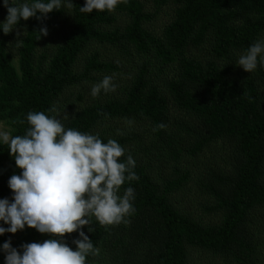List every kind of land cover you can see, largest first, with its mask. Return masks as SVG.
Masks as SVG:
<instances>
[{
  "label": "trees",
  "instance_id": "1",
  "mask_svg": "<svg viewBox=\"0 0 264 264\" xmlns=\"http://www.w3.org/2000/svg\"><path fill=\"white\" fill-rule=\"evenodd\" d=\"M67 2L73 7L21 18L8 34L0 29V120L11 135H23L27 114L44 112L66 130L116 140L125 149L120 161L135 160L131 170L139 179L119 190L122 196L134 189L135 211L108 226L92 217L93 232L83 226L99 249L86 264H193L192 251L264 264V63L258 57L250 73L235 64L264 40V0H151V8L126 0L114 11L91 13L79 10L86 0ZM163 8L172 13L157 29L153 22ZM1 9L3 22V0ZM59 22L64 31L37 40L40 28ZM100 47L119 58L104 57ZM122 64L131 78L119 95L75 108L70 87L100 82ZM220 150L226 157L212 160ZM21 171L0 142V198L13 200L8 180ZM9 238L0 235V246ZM50 238L26 225L10 239L22 253L21 244ZM79 238L77 231L63 239L75 250Z\"/></svg>",
  "mask_w": 264,
  "mask_h": 264
},
{
  "label": "clouds",
  "instance_id": "2",
  "mask_svg": "<svg viewBox=\"0 0 264 264\" xmlns=\"http://www.w3.org/2000/svg\"><path fill=\"white\" fill-rule=\"evenodd\" d=\"M121 2L126 0H86L79 10L82 13H91L94 9L111 12ZM3 3L8 12L6 19L0 22L4 34L10 33L21 18L28 20L35 16L39 20L62 6L73 7L71 2L62 4V0L20 4L3 0ZM37 12L42 15L37 16ZM38 32L37 40L48 34L46 27ZM20 35L16 33L17 38ZM21 44L22 41L17 40V46ZM258 57L264 63V40L250 45L235 64L250 73L257 68ZM115 88L112 77L104 76L91 87V95L95 98L101 90L107 93ZM27 122L29 127L23 135L0 131V142L7 145L9 155L22 170L8 180L13 200L0 198V221L9 225L0 226V235L15 234L27 225L54 238L23 243L19 246L22 253L12 246L9 238L0 246L5 264H86L87 256L99 255V249L82 230L83 226H89V232H93L92 217L100 225L108 226L119 224L135 211L131 203L134 189L128 187L122 196L119 194L126 180L139 179L131 170L135 160L128 155L126 163L121 162L125 149L116 140L104 143L97 135L72 128L66 130L56 116L29 112ZM77 231L80 238L72 241L77 246L73 250L63 238Z\"/></svg>",
  "mask_w": 264,
  "mask_h": 264
},
{
  "label": "rangeland",
  "instance_id": "3",
  "mask_svg": "<svg viewBox=\"0 0 264 264\" xmlns=\"http://www.w3.org/2000/svg\"><path fill=\"white\" fill-rule=\"evenodd\" d=\"M145 1L147 7L151 8V0H142ZM172 13L171 8H163L161 11L156 13L155 19H154V26L155 28H161L163 24L167 22V19H169L170 14ZM0 14H4V10H0ZM153 25V24H152ZM66 29L65 22H59L53 26L52 29H48V34L46 36V39L53 40L55 36L58 34L59 31H64ZM20 29L16 28V30L13 32V34L16 36V33L19 32ZM264 36V34L262 35ZM261 36V38H262ZM102 53L104 54V57L108 59H118V54L114 51L111 47H100ZM193 51L198 54L199 52H196V49H193ZM13 63L17 66V57H13ZM131 74V68L129 66H124L122 64L121 69L115 73H109L105 74L103 73V76H111L112 77V83L116 86L115 91H109L105 93L103 90H101L100 94L96 96L95 98L91 95V87L94 85H87V86H73L69 88V92H71L70 99L75 104L76 107H80L84 104L92 103L96 100H103L106 97H111L114 95H119L121 93V88L126 85L130 81ZM98 83V82H97ZM96 84V83H95ZM80 96V97H79ZM77 97H79L77 99ZM99 98V99H98ZM67 115H72V109H66ZM176 112V111H173ZM126 125L125 123H120L119 128ZM10 126L7 124L5 120H0V131H7L10 133ZM212 160H218L222 162V158L226 157V154L224 151L220 150L219 153L212 152ZM198 208V206H195ZM210 216V215H209ZM214 219V217H213ZM0 226H2L0 224ZM9 227V226H8ZM7 233V232H6ZM20 233V230H18L15 234L13 233H7L11 239H14L18 234ZM263 239L264 236L261 234ZM191 259L193 264H232L229 261H226L225 259L221 258L218 255H213L209 252H199V251H192L191 252Z\"/></svg>",
  "mask_w": 264,
  "mask_h": 264
}]
</instances>
